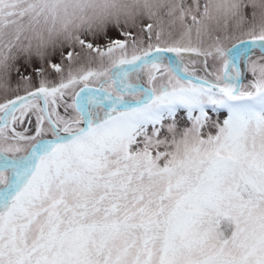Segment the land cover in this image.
Wrapping results in <instances>:
<instances>
[{"label": "snow or ice", "instance_id": "6c2138e0", "mask_svg": "<svg viewBox=\"0 0 264 264\" xmlns=\"http://www.w3.org/2000/svg\"><path fill=\"white\" fill-rule=\"evenodd\" d=\"M86 2L0 0V264H264V4Z\"/></svg>", "mask_w": 264, "mask_h": 264}, {"label": "clouds", "instance_id": "9594fccd", "mask_svg": "<svg viewBox=\"0 0 264 264\" xmlns=\"http://www.w3.org/2000/svg\"><path fill=\"white\" fill-rule=\"evenodd\" d=\"M150 2L159 4V0H150ZM241 9L237 19L231 20L232 25H239L240 29H247L253 22L251 17V8L249 0H240ZM264 4V0H259ZM144 0H87L82 10L78 11L77 16L83 17V22L78 19L77 24L80 29L93 28L105 29L108 26H115L117 21L129 27H138L144 16ZM257 23L264 22V8L257 15ZM54 39L57 37H53ZM62 38V37H61ZM7 79L0 71V82ZM4 93L10 91L9 87H0Z\"/></svg>", "mask_w": 264, "mask_h": 264}, {"label": "rangeland", "instance_id": "374dc122", "mask_svg": "<svg viewBox=\"0 0 264 264\" xmlns=\"http://www.w3.org/2000/svg\"><path fill=\"white\" fill-rule=\"evenodd\" d=\"M54 59H56V58H54ZM36 66L38 67V65H36ZM52 79L56 80V79H58V77L53 75ZM248 79H251V74L250 73L248 75ZM17 81H18V77L15 75V73H13L12 76L10 77V81H9V89H10V91H8L7 93H4L2 90H0V99H2L5 95L12 96L15 93V91L18 90V89L21 92L23 91L21 85H19ZM209 115L211 116L213 114L211 112H209ZM180 116L182 117L183 113H181ZM225 117H226V113H222L220 118L223 119ZM33 123H34V121H33ZM178 127L181 130H183L184 128L191 127V123L186 121V120L181 119L180 123L178 124ZM212 131H214V130H212Z\"/></svg>", "mask_w": 264, "mask_h": 264}]
</instances>
